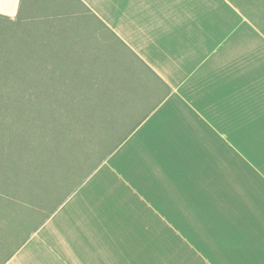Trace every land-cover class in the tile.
Segmentation results:
<instances>
[{"label":"crops","instance_id":"1","mask_svg":"<svg viewBox=\"0 0 264 264\" xmlns=\"http://www.w3.org/2000/svg\"><path fill=\"white\" fill-rule=\"evenodd\" d=\"M239 1L0 0L97 22L120 133L4 264H264V29Z\"/></svg>","mask_w":264,"mask_h":264},{"label":"rangeland","instance_id":"2","mask_svg":"<svg viewBox=\"0 0 264 264\" xmlns=\"http://www.w3.org/2000/svg\"><path fill=\"white\" fill-rule=\"evenodd\" d=\"M239 2L247 26L259 11L264 29V0ZM97 26L91 17L0 18V264L120 135Z\"/></svg>","mask_w":264,"mask_h":264},{"label":"trees","instance_id":"3","mask_svg":"<svg viewBox=\"0 0 264 264\" xmlns=\"http://www.w3.org/2000/svg\"><path fill=\"white\" fill-rule=\"evenodd\" d=\"M24 97H29L30 95L29 94H25V95H23ZM60 110V109H59ZM78 123L77 124H79V123H81L82 122V120H80V119H77L76 120ZM113 152V147H111L106 153H104L98 160H97V162H96V164L93 166V168L91 169V170H93V169H95L99 164H101L103 161H104V159L108 156V155H110L111 153ZM90 172H88L85 176H84V178H86L87 176H88V174H89ZM83 178V179H84ZM82 179V180H83ZM82 180L80 181V182H82ZM79 182V183H80ZM71 193V191H69V193L65 196V197H67L69 194ZM10 200H11V197L9 198ZM49 217V216H48ZM42 224V223H41ZM8 258L9 257H7L1 264H4L7 260H8Z\"/></svg>","mask_w":264,"mask_h":264}]
</instances>
